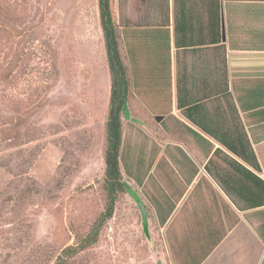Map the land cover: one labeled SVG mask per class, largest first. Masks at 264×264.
I'll return each mask as SVG.
<instances>
[{
	"label": "rangeland",
	"instance_id": "obj_1",
	"mask_svg": "<svg viewBox=\"0 0 264 264\" xmlns=\"http://www.w3.org/2000/svg\"><path fill=\"white\" fill-rule=\"evenodd\" d=\"M170 4L113 0L124 62L130 73L142 70L147 77L133 91L135 117L127 112L123 121L125 192L98 242L67 264H172L146 188L131 187L136 170L145 180L146 168L158 162L163 149L176 148L169 139L175 124L159 122L167 93L158 78L161 27ZM171 57L165 71L171 64L175 73L174 46ZM188 62L192 86L222 80L221 58L190 56ZM168 93L172 100L175 90ZM110 96L98 0H0V264H55L64 249L80 246L95 227L107 201Z\"/></svg>",
	"mask_w": 264,
	"mask_h": 264
},
{
	"label": "crops",
	"instance_id": "obj_2",
	"mask_svg": "<svg viewBox=\"0 0 264 264\" xmlns=\"http://www.w3.org/2000/svg\"><path fill=\"white\" fill-rule=\"evenodd\" d=\"M209 2L168 5L161 74L172 86L159 122L175 124L176 148L163 149L145 180L136 170L131 187L146 188L172 264H264V0H219L220 35ZM173 46L175 79L171 64L165 71ZM190 56L225 59L222 80L192 86Z\"/></svg>",
	"mask_w": 264,
	"mask_h": 264
},
{
	"label": "trees",
	"instance_id": "obj_3",
	"mask_svg": "<svg viewBox=\"0 0 264 264\" xmlns=\"http://www.w3.org/2000/svg\"><path fill=\"white\" fill-rule=\"evenodd\" d=\"M209 3V25H211V27L215 26L217 35H220L221 17L219 0H210ZM98 7L111 75V96L106 120V148L104 154L105 173L103 183L107 194V201L105 211L96 221L93 230L82 239L81 245L69 246L64 249L55 264H67L68 260L76 253L80 252V250L95 245L98 242L100 231L104 223L114 215L117 199L120 194L125 192V184L123 183L121 171L124 137L123 119L127 112L130 116H133L132 110L130 109L133 91L135 92L137 88L140 89V85L136 87V83L138 81L141 82L142 77H147V74L143 73L142 70H138L136 74L130 73L124 62L120 49L121 35L113 8V0H98ZM217 48L225 51L224 45H220ZM223 64L225 67V59H223ZM155 78L156 76H153V84H156L154 82ZM158 78H160L159 80L162 85L165 83L171 89L172 77L170 72L168 75ZM159 92L161 94V91H158V93ZM169 100H171L170 97ZM262 184H264L263 181Z\"/></svg>",
	"mask_w": 264,
	"mask_h": 264
}]
</instances>
